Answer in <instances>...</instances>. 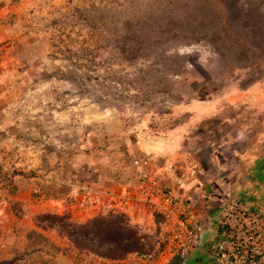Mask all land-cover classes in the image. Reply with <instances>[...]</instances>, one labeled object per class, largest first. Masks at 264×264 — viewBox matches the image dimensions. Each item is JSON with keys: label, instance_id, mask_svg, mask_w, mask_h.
<instances>
[{"label": "rangeland", "instance_id": "obj_1", "mask_svg": "<svg viewBox=\"0 0 264 264\" xmlns=\"http://www.w3.org/2000/svg\"><path fill=\"white\" fill-rule=\"evenodd\" d=\"M128 31L147 34L144 48L111 61L115 37ZM237 93L246 95L232 99ZM260 132L264 0H0V259L109 264L78 254L53 230L43 234L62 250L42 242L29 251L32 214L84 220L113 209L112 195L143 190L135 157H154L160 176L167 157L188 150L202 168L209 152L231 162ZM13 170L34 176L5 179ZM59 186L62 198L47 196ZM130 218L151 247L154 214Z\"/></svg>", "mask_w": 264, "mask_h": 264}, {"label": "built area", "instance_id": "obj_2", "mask_svg": "<svg viewBox=\"0 0 264 264\" xmlns=\"http://www.w3.org/2000/svg\"><path fill=\"white\" fill-rule=\"evenodd\" d=\"M132 165L140 170L145 195H112L109 207L125 214L148 211L160 219L153 247L129 253L126 260L133 264H167L174 257H186L198 246L204 232L202 221L191 214L189 201L179 190L198 176L197 157L188 150L173 153L163 162L160 176L155 174L154 157L137 156ZM229 217L231 221L222 222L227 227L207 249L208 264H264V230L242 219L236 209Z\"/></svg>", "mask_w": 264, "mask_h": 264}, {"label": "trees", "instance_id": "obj_3", "mask_svg": "<svg viewBox=\"0 0 264 264\" xmlns=\"http://www.w3.org/2000/svg\"><path fill=\"white\" fill-rule=\"evenodd\" d=\"M172 28L173 24L171 23L165 27L166 30ZM147 37V34H142L139 31H128L120 37H115L114 48L109 49L111 61H116L120 58L122 60L133 59L144 48ZM103 48L104 46L100 47V51L106 50V48ZM244 95L246 94L237 93L231 98L237 100L241 96L244 97ZM167 140L165 136H162L159 142L158 140L155 142L160 144L166 143ZM159 144L156 147L162 145ZM16 176L30 179L34 176V173L31 171L13 170L10 174H4L5 179H14ZM139 180H142L140 176ZM65 192V186H59L56 189L46 191V194L51 199H60ZM20 204L17 200H9V211L16 217H21L23 214ZM154 219L158 224L159 215L154 214ZM30 222L33 227L26 231L27 248L29 251L42 249V242L50 243L48 242V238L43 234V231L48 230H53L57 233L58 237L67 239L71 248L78 254L94 256L101 260H121L126 258L129 253L144 252L153 247V245L148 247L146 234L141 232L138 224L133 222L128 214L117 212L113 209H108L105 212L79 221L71 219L70 214L67 212L58 213L54 210H44L33 213ZM224 227H227V225L222 226L221 230ZM50 245L54 251L62 250L58 244L50 243ZM19 257V255H15L11 258L0 259V264H19ZM186 259L187 256L183 258L174 257L167 264H181Z\"/></svg>", "mask_w": 264, "mask_h": 264}, {"label": "crops", "instance_id": "obj_4", "mask_svg": "<svg viewBox=\"0 0 264 264\" xmlns=\"http://www.w3.org/2000/svg\"><path fill=\"white\" fill-rule=\"evenodd\" d=\"M243 146L236 152H232L231 162L224 160L221 153L217 155L209 152L211 166L202 168L200 166L198 176L179 188L189 201L191 214L202 221L204 226L200 243L189 252L186 261L181 264L200 263L198 261L195 263L194 259L198 257L203 259L209 246L218 240L222 222L231 221L229 215L234 209L238 210L242 219L245 218L247 222L249 221L248 223L264 230V134H256L249 139L248 144ZM176 152L178 151L174 153ZM216 156L222 160L216 162ZM138 186L143 189V181L138 179ZM136 188L135 186L126 188L128 190L126 193L145 195V189L137 191ZM131 215L128 214L129 217ZM63 258L57 256V261L68 264ZM204 260L208 264L206 256ZM104 261L109 264L131 263L126 258ZM74 264L79 263L74 262Z\"/></svg>", "mask_w": 264, "mask_h": 264}]
</instances>
